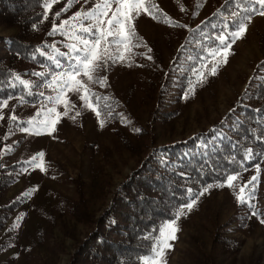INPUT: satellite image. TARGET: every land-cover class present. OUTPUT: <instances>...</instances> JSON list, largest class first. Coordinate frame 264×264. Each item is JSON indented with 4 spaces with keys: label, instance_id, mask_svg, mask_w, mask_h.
I'll use <instances>...</instances> for the list:
<instances>
[{
    "label": "rangeland",
    "instance_id": "374dc122",
    "mask_svg": "<svg viewBox=\"0 0 264 264\" xmlns=\"http://www.w3.org/2000/svg\"><path fill=\"white\" fill-rule=\"evenodd\" d=\"M66 3L67 0H59L53 4L46 19L48 31L52 28L54 14L60 12ZM93 3L95 0H89L88 4L79 0L69 11L61 13L56 23L59 24L60 20L72 16L82 6L84 9L91 8ZM154 3L172 21L174 19L183 22V28L192 24H187L191 19L200 20L214 9L209 0H154ZM44 11L46 12L45 7ZM157 15L161 18L153 19L142 13L135 21L137 36L134 40L138 46L136 60L131 59L130 62L132 66H129V62L109 61L108 67L98 73L101 77H107L104 86L98 84L99 92L100 89H105L111 94L115 105L114 113L111 114L113 117L103 119V126L100 125L102 118H98L92 109L85 108L78 94L68 93V98L75 107L68 116H61L56 131L51 134L43 132L40 135L22 131L30 127L27 121L33 117L44 118L37 116L42 107L54 106L45 99L56 94L47 84L51 82L55 71L64 72L71 63L69 57L73 53L67 48L71 41L60 34L52 35L51 39L59 52L52 46L47 51L49 57L60 61V66L58 67L55 61L40 59L42 66L38 70L45 75L25 78V81L33 82L27 89V100L19 97L9 98L8 106L0 109L4 116L0 119V167L13 162H21L25 166L21 177L9 188L6 196L13 198L25 181L33 186L28 201L20 207L22 219L17 227L16 243L0 254V260L10 258V264L68 263L77 240L65 234V226L74 230L77 239L86 231V227L75 224L69 215L56 220L57 223L46 233L42 244L29 248L30 240L35 236L36 229L46 224L49 215L60 217L57 208L64 196H76L72 182L75 177L80 176L86 183L89 209L98 214L105 207L114 188L135 166L137 160L136 156H132L118 144L116 128L122 126L133 132L139 130L145 124L151 109L154 112L156 105L155 118H160V111L170 110L172 119L154 121L152 144L185 139L219 120L231 109L244 89L245 98L254 92L257 75L252 77V70L256 61L264 56V17H253L243 38L232 44L227 63H223L215 75H208L203 66L210 67L214 62L210 53L219 48L217 39L209 53L199 59V71L205 72L206 79L196 86L194 93L185 98L189 89L182 87L179 72L182 71L184 61L191 59V56L183 57L176 41L174 46L178 50H173V42L168 41V37L173 40L171 29L167 30L169 28L166 25L171 23L165 22L160 13ZM16 30L14 27L0 25V36L7 38ZM175 53L177 54L174 56ZM0 54H6L5 42L0 43ZM166 65L170 66V73L166 76L161 91L156 90L152 100L141 98L145 91V81L153 74L154 68ZM185 70L184 77L189 87L191 83L196 82L197 76L191 72L190 67ZM128 90L129 97L126 96ZM55 107L60 113L64 111L62 105ZM77 111L81 114L75 120L71 119ZM237 111L239 112V109ZM13 114L18 118L16 121L9 119ZM8 145L11 146V151L6 150ZM38 153L44 154L46 170L33 167L29 163ZM259 165V184L255 198L250 201L255 207L250 208L247 204L237 201L239 186L256 174L254 166L242 173L235 189L228 186L212 187L197 198V203L191 211L181 216L177 222V238L171 241L173 247L166 253L167 264H208L209 253L214 254L219 264H264V223H261V219H264V159ZM253 211H257L259 215H252ZM216 231L235 239L237 246L233 252L222 256L214 253L212 241ZM150 254L151 252L145 257Z\"/></svg>",
    "mask_w": 264,
    "mask_h": 264
},
{
    "label": "trees",
    "instance_id": "16d2710c",
    "mask_svg": "<svg viewBox=\"0 0 264 264\" xmlns=\"http://www.w3.org/2000/svg\"><path fill=\"white\" fill-rule=\"evenodd\" d=\"M209 1L214 6L212 12L200 20L191 19L187 23L192 22L191 25L183 28L184 23L174 19V23L166 24L169 28L167 30L171 29L173 40L168 37V41L173 42V50H178L174 46L176 41L183 57L191 56V59L184 61L182 71L179 72L181 85L186 86V89H189V83L184 77L185 69L190 67L196 75L199 59L209 53L218 36L234 29L232 13L249 15L244 11L248 7L247 0ZM44 5L45 0H0V25L17 29L7 38L0 36V43H6V54H0V101L12 97L27 100L28 88L15 77L19 76L20 80L25 81L26 77L41 73L38 70L42 66L40 59H49L47 51L53 43L49 35L51 30L48 31L44 18ZM133 43L137 42L134 40ZM38 49L45 55H41ZM135 55L136 47L132 49L131 59L136 60ZM132 65L129 63V66ZM169 71V65L154 68L153 74L145 81V91L141 98L152 100L155 91H161ZM255 75L257 81L252 94L245 98L244 89L243 95L235 100L231 109L219 120L185 139L152 144L154 121L172 119L170 110L160 111V118H155L156 105L139 131L126 130L122 126L116 128V140L120 147L137 157L135 166L117 184L98 214L89 209L84 180L80 176L73 178L76 196L63 197L57 208L60 217L49 215L46 224L36 229L29 248L42 244L46 233L57 223L56 220L69 215L75 224L86 227V231L77 239L74 230L65 226V234L77 240L67 264H142L141 258L151 252L160 226L174 219L181 206L193 198L197 199L198 193L208 185L222 184L227 175L243 173L244 169L248 170L263 161L264 56L254 64L252 77ZM91 87L102 98L99 102L100 117H113L111 114L114 113L115 105L111 94L105 89L99 92L98 84H92ZM129 91L127 97L130 96ZM246 149H252L254 155H260L254 160L244 159ZM24 167L21 162L0 167V254L16 243L17 225L22 219L20 207L28 201L33 190L32 184L25 181L13 198L6 196L9 188L21 177ZM188 189L193 191L189 193ZM236 246L233 237L219 231L214 233L212 250L215 254L227 255ZM9 259L0 260V264H10ZM207 260L208 264H219L214 254L209 253Z\"/></svg>",
    "mask_w": 264,
    "mask_h": 264
},
{
    "label": "snow or ice",
    "instance_id": "6c2138e0",
    "mask_svg": "<svg viewBox=\"0 0 264 264\" xmlns=\"http://www.w3.org/2000/svg\"><path fill=\"white\" fill-rule=\"evenodd\" d=\"M59 0H45V19L48 18V12L51 11L53 4L58 3ZM79 3V0H67L65 6L56 12L53 16V23L49 35L60 34L71 43L67 44L69 52L73 53L69 59L71 60L67 70L60 73H54L51 82L47 84L55 91L54 96L45 97V99L52 103L54 106L51 108L42 107L37 116H43V119L33 117L27 123L30 125L28 128L22 129L25 132H31L36 135L47 132L51 134L56 131V125L59 123L61 116H68L75 107L68 98V93L79 95V99L83 102L85 108L95 111L97 117L101 115L99 102L102 99L96 94L91 85L100 84L104 86L107 77H101L98 73L103 70L109 61L111 62H131L132 49L137 47L133 41L137 36L135 29V21L142 14L145 13L153 19L161 18L157 15L160 13L164 21L167 23H174L166 13H162L154 0H95L92 7L84 9L83 6L80 10L73 13L67 19L60 20L59 24L56 20L60 19L61 13L69 11L74 4ZM89 0H84V4H88ZM248 7L244 11L249 15L241 16L239 12H233L232 17L234 21V30L218 36L219 48L213 50L210 55L214 57V62L209 67L204 65L208 75H215L217 69L223 64L227 63V57L231 54V47L237 40L243 38L246 34L248 25L253 21L255 15L264 17V0H247ZM183 11V7H181ZM86 34V35H82ZM52 48L59 52V49L52 45ZM41 55L45 53L37 50ZM67 56V54L65 53ZM55 61L57 66H60V61L55 57H48ZM151 59V57H148ZM36 75L43 76L45 73H36ZM197 79L195 83H191L189 91L185 93V98L194 93L197 85L204 82L206 74L203 71H197ZM26 88H30L33 82L20 80L19 76L15 77ZM43 96V93H41ZM107 99V98H104ZM95 100V103H93ZM55 105H62L64 111L58 112ZM8 106L7 100L0 101V109ZM81 113L76 112L71 119L75 120ZM3 113L0 112V119H3ZM11 121H16V115L9 117ZM105 120H100V125L103 126ZM137 131H139L137 129ZM11 135V132H9ZM264 139V138H262ZM7 151H11V146H6ZM259 153L253 154L252 149H246L244 159L254 160ZM43 153H38L33 156L29 163L36 168L46 170L43 161ZM39 161V162H38ZM256 174L251 176L246 182L239 186V193L237 194V201L241 204H247L248 207L254 208L255 206L250 203L255 198L257 185L259 184L260 165L256 164ZM247 169H244L246 171ZM242 173L227 175L225 183L208 185L204 190L198 193V196L204 195L212 187L228 186L235 189L237 183L241 179ZM189 193L193 189L187 190ZM197 203V199L193 198L191 201L178 210L175 218L162 224L158 230L159 235L155 238L154 246L151 254L148 257L141 258L144 264H167L166 253L173 247L171 241H174L179 231L178 220L182 215H186L191 211ZM252 215H259L257 211H253ZM22 218V217H21ZM264 223V219H261ZM18 226V225H17Z\"/></svg>",
    "mask_w": 264,
    "mask_h": 264
}]
</instances>
